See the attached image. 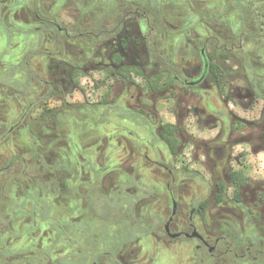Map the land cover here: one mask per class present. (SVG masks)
<instances>
[{
	"label": "flooded vegetation",
	"instance_id": "af4514ba",
	"mask_svg": "<svg viewBox=\"0 0 264 264\" xmlns=\"http://www.w3.org/2000/svg\"><path fill=\"white\" fill-rule=\"evenodd\" d=\"M16 259L264 264V0H0Z\"/></svg>",
	"mask_w": 264,
	"mask_h": 264
},
{
	"label": "rangeland",
	"instance_id": "374dc122",
	"mask_svg": "<svg viewBox=\"0 0 264 264\" xmlns=\"http://www.w3.org/2000/svg\"><path fill=\"white\" fill-rule=\"evenodd\" d=\"M109 207V206H108ZM95 209H96V212L99 213L101 209H99V206L97 205V203H95ZM14 262L18 263V264H21V259H16Z\"/></svg>",
	"mask_w": 264,
	"mask_h": 264
}]
</instances>
